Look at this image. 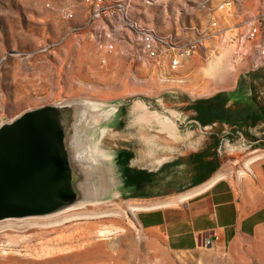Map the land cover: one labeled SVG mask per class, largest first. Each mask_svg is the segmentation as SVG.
Instances as JSON below:
<instances>
[{"label": "rangeland", "instance_id": "rangeland-1", "mask_svg": "<svg viewBox=\"0 0 264 264\" xmlns=\"http://www.w3.org/2000/svg\"><path fill=\"white\" fill-rule=\"evenodd\" d=\"M228 1L232 9L242 2L0 0V126L31 111L71 105L61 110L62 128L52 139L54 170L60 175L54 204L39 215L0 221V264H264V231L227 248L205 245L181 252L161 234L144 229L139 210H132L135 201L119 195L125 166L116 165L115 156L123 151L128 161L133 151L138 165L147 168L200 151L213 161L200 172L217 168L216 174L243 173L264 157L263 123L249 121L243 132L221 122L202 128L192 109L198 100L219 94L227 95L230 111L244 109L249 89L264 106L263 65L262 80L249 87L240 78L235 97L225 92L209 97L212 92L177 86L192 83L193 63L189 74L182 68L195 53L173 69L171 56L150 59L143 52L135 30L185 45L210 29L219 5ZM251 20L260 27L261 19ZM253 41L257 48L258 37ZM109 44L116 47L110 55L105 51ZM240 45L228 57L231 68L241 66L239 59L249 51ZM257 60L264 63V50ZM216 61L215 55L202 56L206 66ZM230 77L236 85L238 75ZM89 147L98 148V167L85 159ZM67 186L74 187L73 193Z\"/></svg>", "mask_w": 264, "mask_h": 264}, {"label": "crops", "instance_id": "crops-1", "mask_svg": "<svg viewBox=\"0 0 264 264\" xmlns=\"http://www.w3.org/2000/svg\"><path fill=\"white\" fill-rule=\"evenodd\" d=\"M218 11L213 20L217 27L211 31L206 46L194 54L192 62L184 60V74L191 72L188 67L193 63L192 83L177 86L212 92L209 97L223 92L233 93L235 97L240 78L249 87L252 82L262 80L264 63L257 58L259 51L264 50V0H242L230 11ZM258 18L262 21L257 35L260 44L256 48V41L249 40L240 45L238 41L246 39L251 24H257L251 19ZM236 44L246 46L249 51L239 59L241 66L231 68L227 64L228 57L235 54L232 47ZM237 54L241 57L240 50ZM203 55H215L218 61L206 66L202 62ZM234 73L238 79L232 86L230 75ZM252 99L256 97H252L249 89L247 102H253ZM193 152L191 155L200 151ZM129 153V161L125 151L115 156L116 165L125 166L120 168L119 195L133 199L137 207H145L139 210L141 226L161 234L171 249L181 252L202 249L208 239L213 241V248H227L264 231V157L246 165L243 173L231 172L216 178L217 168L214 172H200L194 157H186L185 153L165 159L153 168L139 166L138 156H134L133 151ZM106 177L104 175V182ZM153 187H157L156 192ZM145 189L150 193H142Z\"/></svg>", "mask_w": 264, "mask_h": 264}, {"label": "water", "instance_id": "water-1", "mask_svg": "<svg viewBox=\"0 0 264 264\" xmlns=\"http://www.w3.org/2000/svg\"><path fill=\"white\" fill-rule=\"evenodd\" d=\"M68 107L71 105L31 111L0 126V220L39 215L54 204L60 175L54 170L51 145L62 128L61 110ZM53 109L57 114L44 121L40 115ZM74 190L67 186V192Z\"/></svg>", "mask_w": 264, "mask_h": 264}, {"label": "built area", "instance_id": "built-area-1", "mask_svg": "<svg viewBox=\"0 0 264 264\" xmlns=\"http://www.w3.org/2000/svg\"><path fill=\"white\" fill-rule=\"evenodd\" d=\"M102 2V0H99ZM233 7V2L228 1L219 5L220 11H229ZM71 15H66V18H70ZM217 27V22L212 21L210 29L202 31L197 37L185 45L172 44L169 41H165L156 35L153 31L136 28V32L140 35V46L143 52L150 59H157L161 56H171V66L173 69H177L183 59H186L196 53L201 48H204L206 40L211 36V31ZM260 32V27L257 24H251V29L248 32L246 38L253 40ZM106 53L113 54L116 51L114 44H109L105 47ZM213 241L208 239L206 245L211 247Z\"/></svg>", "mask_w": 264, "mask_h": 264}, {"label": "trees", "instance_id": "trees-1", "mask_svg": "<svg viewBox=\"0 0 264 264\" xmlns=\"http://www.w3.org/2000/svg\"><path fill=\"white\" fill-rule=\"evenodd\" d=\"M216 100H221L219 105H214ZM253 102L248 103L244 109L237 111H230L227 105V95L219 94L211 99L198 100L192 106V109L196 111L195 121L204 128L212 126L217 122L227 123L229 126H239L238 132H243V125L252 121L253 125L261 122L264 124V106L259 105L256 99H252ZM264 145V140H263ZM218 146V143H216ZM212 156H214L212 154ZM210 155L207 153H199L194 155V160L199 164V170L204 171L206 168L213 166V161H207ZM219 166V163L217 164ZM211 172H214L212 170Z\"/></svg>", "mask_w": 264, "mask_h": 264}, {"label": "bare ground", "instance_id": "bare-ground-1", "mask_svg": "<svg viewBox=\"0 0 264 264\" xmlns=\"http://www.w3.org/2000/svg\"><path fill=\"white\" fill-rule=\"evenodd\" d=\"M92 107H95V105H92ZM57 114V109H53L52 111H44L40 116L43 118V120L44 121H48L49 120V118H51V117H53V116H55ZM165 120H167V119H165ZM167 122V121H166ZM170 123V122H169ZM166 124V123H165ZM169 126V125H168ZM172 127V126H171ZM166 129V128H165ZM170 131V130H169ZM174 132V131H173ZM105 134H106V132H104V136H105ZM174 134V133H173ZM103 136V137H104ZM112 136V135H111ZM181 137V136H180ZM171 138V137H170ZM180 139V138H179ZM178 140V139H177ZM89 146V145H88ZM85 155V159L90 163V164H92L93 166H95V167H98L99 166V162L100 161H98V156H99V153H98V148H88V150L86 151V154H84ZM225 174H226V172L225 173H218L215 177L216 178H221V177H224L225 176ZM218 180V179H217ZM216 182V181H215ZM208 186V185H207ZM178 199V198H177ZM183 201V200H182ZM177 202V201H176ZM141 208H145V207H133V211H135V210H140ZM131 209V208H130ZM154 209V208H153ZM98 213V212H97ZM103 214V213H102ZM78 216V215H77ZM76 216V218H78ZM86 216V215H85ZM70 217H72V216H70ZM74 217V216H73ZM80 217V216H79ZM68 218V217H67ZM67 218H64V219H67ZM7 219H23V217H9V218H6V220ZM71 219V218H70ZM2 220H5V219H2ZM69 220V219H68ZM1 221V220H0ZM61 221V220H60ZM60 221H58L59 223H60ZM64 221V220H63ZM66 221V220H65ZM29 224V223H28ZM27 224V225H28ZM51 224V223H50ZM55 224H58V223H55ZM4 225V227H5V224H3ZM9 226L11 225V223L10 224H8ZM8 225H6V228H7V226ZM41 225V224H40ZM43 225V224H42ZM50 226V225H49ZM3 227V226H2ZM48 255V254H47Z\"/></svg>", "mask_w": 264, "mask_h": 264}]
</instances>
